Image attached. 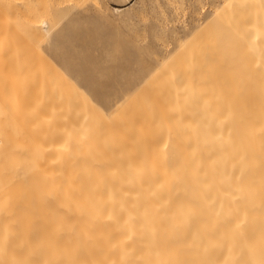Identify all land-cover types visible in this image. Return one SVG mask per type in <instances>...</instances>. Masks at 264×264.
<instances>
[{
  "label": "bare ground",
  "instance_id": "obj_1",
  "mask_svg": "<svg viewBox=\"0 0 264 264\" xmlns=\"http://www.w3.org/2000/svg\"><path fill=\"white\" fill-rule=\"evenodd\" d=\"M68 7L0 8V264H264V0L112 115L50 61Z\"/></svg>",
  "mask_w": 264,
  "mask_h": 264
},
{
  "label": "rangeland",
  "instance_id": "obj_2",
  "mask_svg": "<svg viewBox=\"0 0 264 264\" xmlns=\"http://www.w3.org/2000/svg\"><path fill=\"white\" fill-rule=\"evenodd\" d=\"M28 1L30 0H0L2 6L0 8L4 9L1 10V14L5 12L9 19L18 14L17 16L22 19L25 16ZM52 1L62 8L69 4L70 7L66 10L62 9L65 14L63 11L61 12V9L58 10L61 12L57 15L59 19L52 20L54 25L50 23L52 27L49 32L45 31L44 46L49 52L48 55L51 56H49L50 61L65 76L71 77L73 83L75 82L81 87L87 96L84 97L90 99H87L88 101H93V104L98 105L107 115L108 113L109 115L116 114V112H120V109H128L129 106L126 107L127 97L135 93L136 89H138L136 93L139 96H143L145 93V90H142L144 86H147L146 90L147 88L151 89L152 83L150 82L149 86L147 79L150 80V75L152 78L153 72L157 68L156 72L158 73L163 70L162 65L164 68L170 65L182 66L185 62L183 60L189 52L184 50L182 44L190 47L189 43L198 36L204 34L205 36L202 38L210 36L211 30H213L210 28L220 27L222 24L217 21L219 17L216 19L215 11L216 9L218 11V7L221 9V6L226 2V0H130L127 7L117 12L111 9V5L125 3L127 0ZM81 4L82 6H80ZM1 14L0 20L4 22L6 17L2 16L4 19L2 20ZM60 15L63 19L60 18ZM8 22L5 21L7 29L3 30L5 32L1 33L3 35L9 32L7 31L10 26ZM0 25L2 26H0V30H2L4 24ZM4 28L6 27L4 26ZM213 32L215 31L213 30ZM51 41L54 43L51 44ZM188 47L185 49L187 50ZM176 52L182 53L177 54ZM148 57L149 59H147ZM177 61L178 63H176ZM169 62H171L170 65ZM184 65L188 66L189 64L185 63ZM231 70L233 69L231 68ZM65 72L67 73L65 74ZM157 73L153 75L156 80L152 78L153 84L154 80L156 81V87L157 78L155 76ZM132 97L135 98L133 95ZM134 101L133 99L131 103ZM118 104L122 106H116ZM115 106L119 111L114 112ZM2 141L9 143L6 139H2ZM2 141L0 142L2 143L0 153L7 156L3 149L5 148L8 153L10 145H6V142Z\"/></svg>",
  "mask_w": 264,
  "mask_h": 264
},
{
  "label": "snow or ice",
  "instance_id": "obj_3",
  "mask_svg": "<svg viewBox=\"0 0 264 264\" xmlns=\"http://www.w3.org/2000/svg\"><path fill=\"white\" fill-rule=\"evenodd\" d=\"M128 3H130V0H127L125 3H115L111 5V9L113 11H121L124 7L128 6Z\"/></svg>",
  "mask_w": 264,
  "mask_h": 264
}]
</instances>
